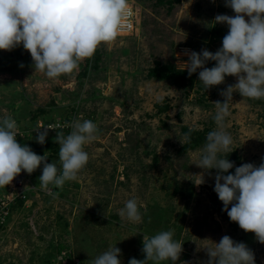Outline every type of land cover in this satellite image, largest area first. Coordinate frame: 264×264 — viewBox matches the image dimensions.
<instances>
[{
  "label": "rangeland",
  "instance_id": "1",
  "mask_svg": "<svg viewBox=\"0 0 264 264\" xmlns=\"http://www.w3.org/2000/svg\"><path fill=\"white\" fill-rule=\"evenodd\" d=\"M129 7L132 33L101 44L78 71L56 82L34 72L22 45L0 50V109L27 132L50 122L68 126L48 134L43 145L32 136L22 145L45 154L46 162L59 169L57 134H69L77 118L90 119L98 128L97 139L85 146L89 160L77 179L46 190L39 182L41 165L0 188V196L14 185L24 194L0 229V263L92 264L95 256L116 245L118 258L128 264L131 258L145 259L143 235L172 230L183 244L179 259L147 264H207L205 248L224 235L244 242L256 264H264V244L222 211L214 192L216 170L195 165L208 132L216 128L214 102L224 101L221 92L236 78L226 76L222 84L206 89L198 73L189 76L181 64L187 61L186 49L214 53L228 28L212 21L217 14L234 12L224 0H129ZM163 67L178 82L150 75ZM229 106L225 123L233 144L221 155L235 166L259 165L264 157V98L234 92ZM201 173L205 182L196 185L195 176ZM133 197L142 214L138 223L119 216Z\"/></svg>",
  "mask_w": 264,
  "mask_h": 264
},
{
  "label": "clouds",
  "instance_id": "2",
  "mask_svg": "<svg viewBox=\"0 0 264 264\" xmlns=\"http://www.w3.org/2000/svg\"><path fill=\"white\" fill-rule=\"evenodd\" d=\"M224 3L234 15L217 14L212 21L228 28L221 46L214 53L206 48L199 53L186 49L183 54L187 61L181 63L189 76L198 73L206 89L222 84L226 76L236 78L234 85L221 92L224 101L214 102L216 128L208 132L195 165L205 171L216 170L214 192L223 204L222 211L264 244V157L259 165L249 162L235 166L221 155L229 153L233 144L225 123L233 93L238 92L243 98H264V0ZM128 12L129 0H0V50L11 51L22 45L30 53L34 72L56 82L63 75L78 71L81 62L93 56L101 44L114 41ZM209 61L215 62L211 68L205 66ZM70 127L69 134L55 137L61 166L58 169L56 163L46 162L45 154L38 155L27 144L17 142L16 120L6 109H0V188L10 185L22 171L31 174L41 165L39 182L46 190L49 185L62 187L66 181L77 179L89 160L85 146L97 139L98 128L92 120L78 118ZM48 129L52 128L33 130L37 143H45ZM184 139L189 137L185 135ZM195 177L196 185L205 182L203 173ZM119 216L141 222L137 198L126 200ZM173 235L172 230H162L151 237L143 235L145 259L131 258L128 264H147L149 260L176 262L183 244ZM212 244L213 247L205 248L207 264H256L253 251L244 242L224 235ZM120 255L116 245L109 246L95 256L92 264H122Z\"/></svg>",
  "mask_w": 264,
  "mask_h": 264
},
{
  "label": "built area",
  "instance_id": "3",
  "mask_svg": "<svg viewBox=\"0 0 264 264\" xmlns=\"http://www.w3.org/2000/svg\"><path fill=\"white\" fill-rule=\"evenodd\" d=\"M133 17L134 13L132 9L129 7V12L126 15V18L123 22L122 30L119 32V34H130L133 31ZM64 121L60 122H50L46 123L44 125H41L39 127H50L52 129H48V134L55 133L56 131L63 130L64 128H68L67 124ZM37 128V127H36ZM30 130V129H29ZM29 130H21L19 129L17 140L19 139H29V136L36 137L37 133L31 129L30 132H27ZM41 131H44L43 128L40 129ZM12 190V191H11ZM24 198L23 189L21 186L14 185L12 189H9L7 193L3 196H0V229L5 226L6 222L8 221V216L10 214V210L15 205V202H19ZM17 200V201H16ZM1 232V230H0ZM73 264V263H72ZM75 264V263H74ZM79 264V263H76Z\"/></svg>",
  "mask_w": 264,
  "mask_h": 264
},
{
  "label": "trees",
  "instance_id": "4",
  "mask_svg": "<svg viewBox=\"0 0 264 264\" xmlns=\"http://www.w3.org/2000/svg\"><path fill=\"white\" fill-rule=\"evenodd\" d=\"M0 70H2L1 62H0ZM149 73H150L151 76H153L154 78L159 79V80L164 79V78H167V77H171V78H173V80H175L176 82H178V80L175 78V76H173L169 72V70H167L164 67L163 68H155L153 70H150ZM18 143H21L22 144L23 143V140L22 139H19L18 140ZM231 172H234V170H231ZM6 264H14V263H6Z\"/></svg>",
  "mask_w": 264,
  "mask_h": 264
}]
</instances>
